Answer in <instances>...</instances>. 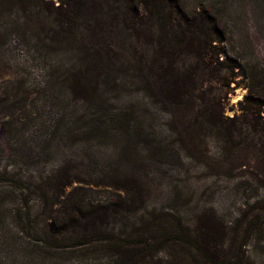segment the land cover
<instances>
[{
	"label": "trees",
	"instance_id": "obj_1",
	"mask_svg": "<svg viewBox=\"0 0 264 264\" xmlns=\"http://www.w3.org/2000/svg\"><path fill=\"white\" fill-rule=\"evenodd\" d=\"M11 44L27 64L5 60ZM5 68L0 264H253L247 242L264 241V0H0ZM239 74L247 92L229 116ZM26 106L41 144L21 154L8 144L25 141ZM194 162L240 178L247 211L209 208L216 192L180 202V188L167 207L148 204L155 165L188 176Z\"/></svg>",
	"mask_w": 264,
	"mask_h": 264
},
{
	"label": "rangeland",
	"instance_id": "obj_2",
	"mask_svg": "<svg viewBox=\"0 0 264 264\" xmlns=\"http://www.w3.org/2000/svg\"><path fill=\"white\" fill-rule=\"evenodd\" d=\"M254 38L256 39L255 44L257 48L260 50V41L256 37ZM29 59H30L29 55L25 52L24 48L22 47L12 45V48L6 51L5 60L8 62L17 61L19 63L27 64L30 61ZM8 71L9 69L5 68L1 70L0 73L4 74L7 73ZM33 73L36 74V72L34 71ZM238 78L240 79V85L229 91L228 97L225 102L224 110L225 113L229 116H232L234 113L238 112L237 103L239 100L244 98L247 92L246 84H245L246 81L245 79L244 80L242 79V74H239ZM6 80H7L6 77L0 78V95L3 94L5 90V86L9 84ZM131 95L133 96V98H135V96L139 98L144 97L142 92H138L136 94L133 93ZM125 97H127V95L125 94L121 95L122 99H124ZM121 98L118 99V105L121 104V102L119 103ZM25 108L26 111H23L25 112L24 117L20 118L19 115V119H18L19 121L25 122L26 115H30L29 118L27 119L28 123L26 124V127H24L25 130L24 131L22 130L23 135L25 137V141L23 142L22 139L20 141L11 140L10 142L12 144H8L10 145V147L15 149L19 145H21L22 151L18 152L21 154L25 152L32 153L33 150H36L37 147H39V145L41 144V140L39 141V135L36 134V131H38L39 128L38 123L40 122V119L39 117L37 118L33 117L36 115L33 114V112L31 111V109H29L28 106H26ZM157 108H158L157 106H155L154 108L156 112V116L160 118L159 119L160 122H164V120L166 119V114L165 113L163 114V112ZM161 127H164V125H161ZM1 135L2 133H0V137ZM2 142H4V140ZM112 145H113L112 142L103 145L104 147L102 148V151L109 154L110 156L111 155L110 153L112 151L111 150ZM69 148L70 147H67L64 151L66 158L67 155H69V153L71 154L75 153V155H80V153L78 152V148L73 147L71 150ZM7 149H9V147ZM208 150L210 151L211 155L215 154L214 156H217L218 153L217 151H219V146L217 145L216 141L210 140L208 144ZM11 152H12V156H10V159H16V160L22 159L21 156L13 153V151ZM106 158H108V156H106ZM53 163L54 162L51 161L48 164H45V168L48 169L52 167ZM188 171L189 173L187 176V174H185L184 172L178 174V171L171 170L169 169L168 166L155 165L153 167V170L151 171L152 174L150 175L149 173V177L152 180L149 182L150 197L148 199V204L157 205L158 207L160 206L167 207L168 203L170 202L169 200L172 198L174 194H177L175 192L177 191V189L180 188L182 190L181 193H179L180 202H184L190 198H193L192 205H194L200 199L201 201L205 200L207 196L209 197V195H212L214 192H216L215 197L209 198V202L207 204L209 208L215 209L216 211L218 210L219 212H221L222 210L236 211L235 215H239V216H241V213L247 211L248 206L244 209V211H242L243 208L241 207V203H244L246 200H248V195L242 188L238 187L239 184L238 182L240 178L239 179L237 178V180L231 179L230 181H228L223 174L216 175L211 173L210 174L205 173V170L202 169V166L198 162L191 163V166L189 167ZM175 185H178V187L175 188ZM218 190L220 192V195L219 192H217ZM202 193H205V195H202ZM93 196L96 199H104L110 197V193H108L107 191H100L98 193H94ZM37 203L39 202L35 200L34 207H37L36 206ZM184 207L185 206H182V208ZM186 214L187 212H185L184 210V215ZM247 245H248L247 250H248V255L250 256V261L253 264H264V241L263 240L255 241L251 239L247 242Z\"/></svg>",
	"mask_w": 264,
	"mask_h": 264
}]
</instances>
